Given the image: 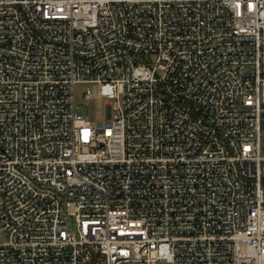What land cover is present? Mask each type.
<instances>
[{
  "label": "built area",
  "instance_id": "obj_1",
  "mask_svg": "<svg viewBox=\"0 0 264 264\" xmlns=\"http://www.w3.org/2000/svg\"><path fill=\"white\" fill-rule=\"evenodd\" d=\"M263 121L264 0H0V264H264Z\"/></svg>",
  "mask_w": 264,
  "mask_h": 264
},
{
  "label": "rangeland",
  "instance_id": "obj_2",
  "mask_svg": "<svg viewBox=\"0 0 264 264\" xmlns=\"http://www.w3.org/2000/svg\"><path fill=\"white\" fill-rule=\"evenodd\" d=\"M89 89L91 98H85L84 92ZM75 101L78 110L92 123L106 122V104L112 101L106 95L99 94V86L96 82H79L75 85ZM263 135L261 139V153L264 155V121L262 122ZM156 264H169L166 261H158Z\"/></svg>",
  "mask_w": 264,
  "mask_h": 264
}]
</instances>
